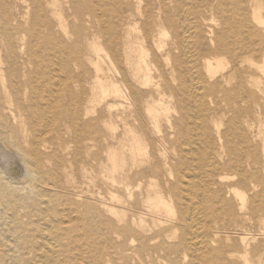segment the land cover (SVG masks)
Listing matches in <instances>:
<instances>
[{"label": "bare ground", "instance_id": "bare-ground-1", "mask_svg": "<svg viewBox=\"0 0 264 264\" xmlns=\"http://www.w3.org/2000/svg\"><path fill=\"white\" fill-rule=\"evenodd\" d=\"M255 121L264 0H0V264H264Z\"/></svg>", "mask_w": 264, "mask_h": 264}, {"label": "rangeland", "instance_id": "rangeland-1", "mask_svg": "<svg viewBox=\"0 0 264 264\" xmlns=\"http://www.w3.org/2000/svg\"><path fill=\"white\" fill-rule=\"evenodd\" d=\"M63 2L65 1V0H62ZM21 9V8H20ZM19 9V10H20ZM68 20H69V23H70V25H69V29L72 31V23H73V19H72V16H70L69 18H68ZM94 24V23H93ZM94 31H96V28H93V27H91V25L89 26V29L87 30V31H85V32H87L88 33V39H89V41H92L93 40V37H94V34H95V32ZM73 33V32H72ZM75 39H76V35L75 34H72V36H71V38L70 39H68L67 41H68V43H69V45L70 46H73V44H74V42H75ZM83 52L87 55V54H91L93 57H95L93 54V51H92V49H91V46L89 45V42H88V40H83ZM73 67H74V63H73V65H72ZM89 65L87 64V67H88ZM90 70H92L90 67H88ZM90 75H91V73H90ZM89 75H86V77H85V79L86 80H88V81H90V76L88 77ZM84 81V80H83ZM83 86H85V88L88 90L87 92L88 93H86V94H83L82 92H80V90L79 89H77V88H75V94L77 95V96H80V97H88V96H90V91H89V85H88V82H84V85ZM224 107V106H223ZM227 117H229V115L227 116ZM199 123H200V121H199ZM200 126V125H199ZM254 126H255V130H256V133H257V129L260 127V126H262V128L264 129V124H261L259 121H255V124H254ZM61 128H62V134H61V137L60 138H64L65 140H68L70 137H71V135H72V133H73V130H72V127L71 126H68V124L67 123H65V122H63V124L61 125ZM58 133H56V131H55V129L52 131V134H51V136H52V138H53V141L58 145L62 140L60 139V138H58ZM261 142H262V138H258L257 140H254L253 141V143L254 144H257L258 146H261ZM70 145V148L72 149L74 146H73V144H69ZM99 148L97 147V148H95L94 149V151H96V150H98ZM259 151H260V149H259ZM83 158L84 159H86L87 158V160H89V162L91 163V159L89 158V156L87 155V152L86 151H84L83 152ZM225 158H227V157H225ZM83 164L81 163V162H79V163H75V164H73V166H72V170H73V178H74V180L76 181V182H78V184L81 186V187H83L84 189H86V188H88V187H90V188H92V186H93V183H88V182H86L87 181V179H86V177H85V170H83ZM91 175V174H90ZM20 182H18V183H24V184H26L25 183V179L22 177L21 178V180H19ZM98 181V180H97ZM13 185H16V184H13ZM97 185H98V183H97ZM97 185H95V188H97L98 186ZM48 187H50V186H48ZM47 187V188H48ZM240 189H242V188H240ZM248 194L249 195H251V192H248ZM33 206H35V205H33ZM61 211H62V209H60ZM19 212H20V209H17V211L16 210H12V211H9V210H7V212L6 213H4V219H2V220H0V223H1V228L3 229V232H4V234L6 235V237H7V241H6V243L8 244H6V245H4V243H0L1 245H0V250H3L4 252H6L8 249H9V247L11 248V245L12 244H14V236H13V234H11L10 232H8V229H7V227L4 225L5 224V220H8V221H10L11 219L10 218H12L14 215H16V216H18V214H19ZM22 212V215H21V217L20 216H18V217H14V219L16 220V221H23V220H29V221H31V219H32V221H33V219L35 220V222H37L38 221V219L39 218H37L36 216L35 217H33V216H29L28 214H27V212L25 213L24 212V210H22L21 211ZM25 214H27V216H29V217H27V216H25ZM10 215V216H9ZM31 217V218H30ZM60 218V220L62 221V220H65V218L64 217H62V215H60L59 216ZM30 218V219H29ZM31 221V222H32ZM242 223H243V225L245 226L244 228H242L241 230H239V232H242V233H246L247 234V236L252 240V239H255V242H264V217H262V216H258V217H255V218H249V219H244L243 221H242ZM40 226H30V227H33V228H37V229H40V227L42 228L43 227V225L40 223L39 224ZM2 245H4V246H2ZM0 257H3V256H0ZM1 263H3V264H11V262H10V260H5V261H1ZM119 263H122L121 261H119Z\"/></svg>", "mask_w": 264, "mask_h": 264}]
</instances>
